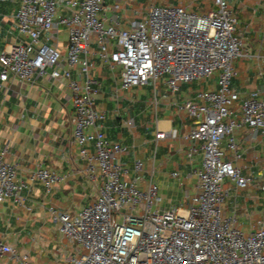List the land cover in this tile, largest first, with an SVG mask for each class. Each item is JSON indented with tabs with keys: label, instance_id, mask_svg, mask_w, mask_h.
<instances>
[{
	"label": "built area",
	"instance_id": "2783aa9c",
	"mask_svg": "<svg viewBox=\"0 0 264 264\" xmlns=\"http://www.w3.org/2000/svg\"><path fill=\"white\" fill-rule=\"evenodd\" d=\"M18 1L16 31L26 41L0 54V88L10 77L29 83L46 71L52 79L65 78L74 111L72 138L79 157L86 162V179L99 182L95 201L79 212L70 214L53 206L47 209L59 233L76 246L75 253L63 257L62 264H264V215L251 223L247 235L237 216L223 215L228 196L222 188L224 179L238 189L253 182L241 175L235 132L246 127L252 139L260 134L264 140V99L250 93L236 108L238 94L231 89L236 75L233 62L247 54L225 0H215L216 9L207 14L182 6L151 5L145 17L129 23L127 29L120 27L116 14L106 15L105 0ZM59 6L70 16L58 18ZM113 9H119V4ZM60 25L67 30L65 55L41 41L43 35L47 41H56ZM92 36L100 48L99 56L121 67L123 90L155 83L165 76L168 91L174 93L180 83L200 82L217 73L218 89L197 93L202 104L188 100L176 105L178 113L194 121L184 136L189 143L188 158L197 152L202 155L200 168L192 172L196 184L186 210L161 212L159 190L151 180L144 190L135 179L124 182L131 173H141L143 163L134 160L130 169L122 167L119 158L127 148L108 141L96 127L103 115L94 108L99 89L90 75L88 46ZM111 43L115 51L110 53ZM75 67L84 77L82 84L70 78L69 69ZM166 137L174 138L175 133L155 135L157 141ZM224 138L228 139L229 160L221 149ZM171 176L176 178L177 174ZM30 179L39 181L46 193L64 181L63 176L41 166ZM24 188L16 181L14 165L1 152L0 203L9 200L21 206ZM2 255L17 264H30L28 254L18 255L0 241Z\"/></svg>",
	"mask_w": 264,
	"mask_h": 264
},
{
	"label": "crops",
	"instance_id": "0c3cea01",
	"mask_svg": "<svg viewBox=\"0 0 264 264\" xmlns=\"http://www.w3.org/2000/svg\"><path fill=\"white\" fill-rule=\"evenodd\" d=\"M228 7L236 19L235 31L244 42L245 58L253 62V67L245 68L240 74L233 68L236 75L231 81V89L238 94V108L250 93L256 92L264 99V0H236L229 3ZM18 8V0L0 1V54L26 41L16 31L14 15ZM118 11H121L120 6L117 10H106V15L116 14L122 29H127L129 23L141 20H131L125 14L120 16ZM69 16L70 13L65 9L60 6L57 8L58 18ZM41 41L59 48L65 55L66 27L59 26L56 41H47L46 35ZM108 51H115V45L111 43ZM88 53L92 66L90 75L98 82L99 89L94 108L103 115V119L96 122V127L108 141L127 148L126 153L119 158V164L130 169L134 160L143 163L138 155L139 150L144 146H153L156 152L152 165L158 158L159 167L169 168L170 178L185 193L187 205L173 208L186 210L188 198L194 193L196 184L192 172L200 168L202 155L197 152L191 159L188 158L189 143L184 140V136L194 126V121L184 113H178L176 105L188 100L202 104L197 99V93L203 90L216 91V81L211 88H196L201 81L180 83L178 90L170 93L166 77L162 76L155 83L148 82L123 90L121 67L99 56L100 48L94 36L90 40ZM116 67L119 69L118 79L114 73ZM69 75L80 84L84 82L78 67L69 69ZM128 91L131 97L127 99L121 92ZM69 96L67 80L52 79L50 71L29 83L10 77L0 88V153L4 152L6 161L14 165L16 181L25 185L21 206H14L9 200L0 203V241L18 255L28 254L30 264L32 261H42L45 254L50 258L53 256V264H62L63 257L74 254L68 252L66 242L71 243L51 222L47 209L53 206L62 212L77 213L95 201L99 188V182L93 184L86 179V162L79 157L72 138L74 111ZM158 132H174L175 137L157 141L155 135ZM227 140H222L221 149L226 152L225 159L229 160ZM234 140L241 152L238 163L241 175L251 178L253 182L244 188L247 191L240 196V189L227 179L231 184L230 188L224 189L228 191L227 198L233 189L235 197L230 206L223 205V210H229L228 215L237 216L238 222L241 218L248 221L246 230L240 225L241 230L248 233L252 220L264 215V140L260 134L252 139L251 130L246 127L235 132ZM88 149L90 153L93 152L92 144L88 145ZM40 166L64 177V181L50 193H46L39 181L30 179L31 173ZM172 173H176L177 177L173 178ZM153 174L152 167L149 178L152 182ZM136 175L131 173L124 182L135 179L139 187L141 182ZM149 180H142L141 184L146 187ZM3 260L5 264H17L8 255Z\"/></svg>",
	"mask_w": 264,
	"mask_h": 264
},
{
	"label": "rangeland",
	"instance_id": "374dc122",
	"mask_svg": "<svg viewBox=\"0 0 264 264\" xmlns=\"http://www.w3.org/2000/svg\"><path fill=\"white\" fill-rule=\"evenodd\" d=\"M236 0H225L227 6L229 3H234ZM215 0H105V6H107V10H110L114 7L115 3H118L121 7V11H118V13L121 15L125 14L129 19L131 20H137V19H143L145 15L147 14V10L149 6L155 5H164V6H182L185 7L190 12L196 13V14H207L213 10L216 9L215 6ZM230 8V7H229ZM110 12V11H109ZM236 32V31H235ZM93 37V36H92ZM91 37V38H92ZM246 49H243V52H245ZM247 67H253V62L250 58H245V56L238 57L233 62V68L236 70L237 73H241L245 68ZM119 69L115 68V75L118 79V73ZM217 78V73H215L211 79H205L202 80L200 84L196 85V88H211L215 86V81ZM131 92H121V95H125L127 99L131 97ZM154 151L156 152V149L153 146H144L141 147L139 150V157L143 160V172L138 173L136 176L139 179V181L142 183V180H149L152 167L154 168V174H153V183L157 185L158 187V194L161 199V202L159 204V210L165 211L170 210L173 207L176 206H183L185 207L186 204V198L185 193L181 192L176 185L175 180H172L169 176V168L164 167L160 168L159 164L160 161L158 158L154 160V164L152 165V160L154 156ZM158 153V150H157ZM151 162V163H150ZM139 184L140 188H145L143 184ZM231 184L228 182L227 179H224L222 183V188L227 189L230 188ZM247 190L246 189H240L238 195L245 194ZM235 197L234 189L230 193V197L227 198L226 202L224 203V207L230 206L231 202H233ZM229 210H224L223 215H228ZM256 219L252 220L254 222ZM239 225L243 226L242 229L246 230L248 227V221L241 218L239 219ZM247 235V233H245ZM67 250L70 253H75L76 246L74 244H67ZM6 257L3 256L2 259H0V264H5V261L3 260ZM52 258H50L47 254L44 255L43 260L40 262L32 261V264H53ZM44 261V262H43ZM10 264H14L11 262Z\"/></svg>",
	"mask_w": 264,
	"mask_h": 264
}]
</instances>
